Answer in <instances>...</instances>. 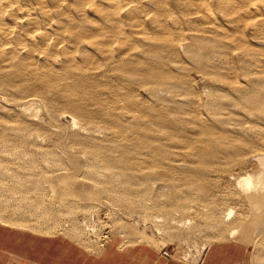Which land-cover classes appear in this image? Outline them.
<instances>
[{
  "label": "rangeland",
  "instance_id": "1",
  "mask_svg": "<svg viewBox=\"0 0 264 264\" xmlns=\"http://www.w3.org/2000/svg\"><path fill=\"white\" fill-rule=\"evenodd\" d=\"M228 1L236 2L229 11ZM253 1L246 9L239 0H90L79 13L77 0H20L19 18L5 21L23 34L49 33L74 58L31 40L19 54L21 67L0 58V130L26 150L18 155L0 141V224L62 235L93 253L115 240L193 262L212 242L236 239L249 247L251 264H264V109L256 105H264V0ZM95 23L103 34L95 42L70 33ZM110 36L126 49L107 63L101 47ZM121 58L154 66L156 82L116 70ZM86 59L89 69L73 70ZM16 66L35 75H14ZM45 75L61 85L72 75L106 87L96 94L100 102L31 88ZM161 117L167 121L156 125ZM172 122L179 128L169 139L161 130ZM202 123L220 137L214 158L203 161L197 152L206 146L196 139ZM140 124L160 136L171 159L159 163L144 147L131 129ZM120 154L127 158H115Z\"/></svg>",
  "mask_w": 264,
  "mask_h": 264
},
{
  "label": "bare ground",
  "instance_id": "2",
  "mask_svg": "<svg viewBox=\"0 0 264 264\" xmlns=\"http://www.w3.org/2000/svg\"><path fill=\"white\" fill-rule=\"evenodd\" d=\"M20 0H0V58L4 61H10V63L15 62L16 65L20 66V61H18L19 58V54L24 53L26 51H28L30 48H27V44H25V41H36L39 44H41L45 50H47L48 52L55 54L59 53L63 55V58L67 61L71 60L72 58H74V54H67V53H73L72 51H67L65 48H63V46H60L61 42L58 40H52L51 37L49 36V33L45 32V31H35L33 34H23L21 32H18L16 30V28H14L13 26H11L9 23H7L5 20L7 18L12 19V21L16 20L18 17V13H20L21 11H23V7L20 6L19 4ZM42 0H38V3H40ZM90 0H77L76 2V6L77 9L79 11V13H81L83 10V6L88 3ZM222 1V0H221ZM160 0H155V6H157V3H159ZM184 3L186 4H190V3H194V0H183ZM240 4L246 8V9H251L253 7V5H255V2L253 0H239ZM109 8L112 10H114V13L117 12V7L115 6V4L109 2L108 4ZM236 6V2H231L228 1L225 3V9L226 10H231ZM95 11L98 14V17L104 19L106 17V13L104 10H101L100 7L96 6ZM98 11H97V10ZM30 23H34L32 21H30ZM99 24L95 23L94 26L95 27H91L88 28L87 26L83 25V26H79L78 28H74L70 30V33L73 37H75V39L79 42H95L96 37L98 36H103V34L99 31H97V28ZM95 34V35H94ZM115 45H117V41L115 37H108L106 39V41L104 40V45L101 47V52L103 53V56H108L105 57V60L107 61V63H111V59L113 58L114 52H116L118 49L121 52L123 49H126L125 46H118V48L115 47ZM199 48L201 51H203L205 48H207L208 46L203 42L198 44ZM29 56H31V54H27ZM140 58H138L135 62L136 67L134 65H132L133 63H129V59H124L121 58L117 60L116 63V70L121 71L122 73H124L125 75H133V74H138L141 75L140 73H142V75H144L145 79H150L151 81L156 82L157 80V74H156V70L154 68V66L152 67H148L149 70H145L142 68L143 65L139 64ZM139 64V65H138ZM16 66V69L13 71L14 75H19L22 77H29V76H33L35 75L33 72H28L23 73L22 68ZM90 62L89 60H84L81 63V66H73V70L76 68H80V69H89L90 68ZM110 67V65H108ZM145 66V64H144ZM92 69H96L95 66L92 67ZM115 70V71H116ZM74 76H70L68 79L63 81V84L61 85L59 80L56 77H53L51 75H45V76H41L40 78H37L35 76V78L37 79L35 82H33L31 84V88L37 90V89H43V88H51V89H57L60 88L61 92L63 93V96H72V99H76V98H82L87 100L88 98L93 99L94 101L100 102L98 100V97L96 96V94L98 93V91H100L101 89L105 88L106 86H103L101 88H98L97 84L92 83L90 80H88L87 78L83 77V76H77L75 79L73 78ZM255 91L252 92V94H258L259 90L254 89ZM252 98L250 96L246 97V101H251ZM256 105L257 108L259 109H264V105L262 103L258 104V100L256 101ZM77 109V108H76ZM107 110V109H106ZM156 125H162L161 123H165L167 121V119L165 117H161L160 120H158L156 118ZM198 125V136L196 139L199 140L200 145L204 144L206 147L203 148H198V152L197 155L200 156V158L202 161L204 160V158H214L215 156V151L218 150L217 147L215 146V143L219 142L220 137L217 136H213V129L214 127L212 125H210L209 123H202V124H197ZM141 127L138 126H132L131 129H134L137 133V136L139 139H142L143 144L145 145V148H149L151 150L152 156H158L157 158H159V163H162L160 161L163 160L162 158L165 159H171V151H169L168 149H163V145L162 142L160 141V136H157V138H151L152 136H149L147 134L148 129V125H143L140 124ZM167 126V124L165 125ZM2 127V126H1ZM179 128V122H172L168 127L164 128L165 130H161L163 132L166 133L167 137L169 139L173 138V134H172V128ZM13 129L18 130V128L16 127H12ZM150 128V127H149ZM22 135V134H21ZM23 138V137H22ZM146 139V142H145ZM0 141L5 142V144L11 146V150L14 151V153L16 152L18 155L25 153L26 150L25 149H20V147H22L21 145L23 143H21L19 138H9V135L5 134V129L1 128L0 130ZM232 148H233V144H227L224 147V150H228V157H230L232 155ZM84 149H90L92 152H94V154H96V150L98 148H94V147H86V144L84 145ZM160 155H158L159 153H161ZM115 158H127L125 155L120 154L117 155ZM165 161V160H164ZM163 161V166L165 165V162ZM202 165L199 166V168H197V171H199V169L203 168L201 167ZM195 181V180H194ZM193 181V182H194ZM195 183L198 185V188H203L204 184L202 183V181L200 180V182L197 180L195 181ZM245 185L250 187L251 185V178L248 177L245 181ZM231 213V212H230ZM231 235H235L236 231L233 230L231 233Z\"/></svg>",
  "mask_w": 264,
  "mask_h": 264
},
{
  "label": "crops",
  "instance_id": "3",
  "mask_svg": "<svg viewBox=\"0 0 264 264\" xmlns=\"http://www.w3.org/2000/svg\"><path fill=\"white\" fill-rule=\"evenodd\" d=\"M54 248V249H53ZM0 264H251L243 241H214L198 262L185 260L148 243L120 247L113 240L93 253L62 235H41L0 224Z\"/></svg>",
  "mask_w": 264,
  "mask_h": 264
},
{
  "label": "built area",
  "instance_id": "4",
  "mask_svg": "<svg viewBox=\"0 0 264 264\" xmlns=\"http://www.w3.org/2000/svg\"><path fill=\"white\" fill-rule=\"evenodd\" d=\"M166 254H169L168 252H165Z\"/></svg>",
  "mask_w": 264,
  "mask_h": 264
}]
</instances>
